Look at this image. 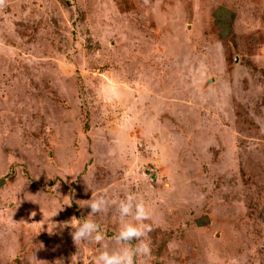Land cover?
Returning a JSON list of instances; mask_svg holds the SVG:
<instances>
[{"label": "rangeland", "instance_id": "obj_1", "mask_svg": "<svg viewBox=\"0 0 264 264\" xmlns=\"http://www.w3.org/2000/svg\"><path fill=\"white\" fill-rule=\"evenodd\" d=\"M0 179V264H94L93 193L150 208L142 264H264V0H5Z\"/></svg>", "mask_w": 264, "mask_h": 264}, {"label": "clouds", "instance_id": "obj_2", "mask_svg": "<svg viewBox=\"0 0 264 264\" xmlns=\"http://www.w3.org/2000/svg\"><path fill=\"white\" fill-rule=\"evenodd\" d=\"M4 3L5 0H0V6ZM111 205L116 207L120 226L112 237V247H109L107 243H104L105 234L101 231L100 225L90 217L106 213ZM83 207L90 209L87 216L89 218L80 222V219L73 217L71 236L77 246L81 242L101 245L103 250L94 257V264H142L141 258L151 255V246L146 237L152 227L146 222L151 220L152 212L143 199L138 198L136 194L128 193L117 202L114 199L110 200L106 195L97 197L93 193L92 198L86 201ZM129 217L134 223L127 219Z\"/></svg>", "mask_w": 264, "mask_h": 264}, {"label": "trees", "instance_id": "obj_3", "mask_svg": "<svg viewBox=\"0 0 264 264\" xmlns=\"http://www.w3.org/2000/svg\"><path fill=\"white\" fill-rule=\"evenodd\" d=\"M213 16L215 18V22L219 26L226 27V30L230 29L231 22L235 16L234 11L232 9L225 8L223 6L217 7V9L213 12ZM221 35L224 36L225 32L222 30ZM4 184V179H0V186Z\"/></svg>", "mask_w": 264, "mask_h": 264}]
</instances>
